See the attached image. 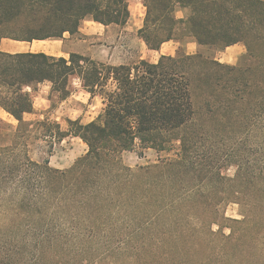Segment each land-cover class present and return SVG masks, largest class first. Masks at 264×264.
<instances>
[{"label": "trees", "instance_id": "16d2710c", "mask_svg": "<svg viewBox=\"0 0 264 264\" xmlns=\"http://www.w3.org/2000/svg\"><path fill=\"white\" fill-rule=\"evenodd\" d=\"M143 3L138 35L149 49L193 39L198 52L188 55L179 46L176 55L155 63L114 66L76 53L65 59L0 50V107L15 120L0 119V264H62L57 253L68 236H94L115 219L113 212H141L149 223H166L162 232L178 255L158 264H264V0ZM86 18L124 24L128 2L0 0V40L61 38L76 33ZM236 43L246 52L235 65L215 60ZM74 75L90 97L101 98L96 119L67 118V129L44 114L25 119L35 113L32 94L39 84L50 82L64 100ZM210 124L243 134L259 158L235 162L232 178L215 170L208 175L214 153L198 154L196 146L215 132ZM68 136L79 137L86 153L67 169L52 167L54 144ZM36 145L42 153L37 159ZM173 147L174 158L134 169L120 156ZM204 186L216 189H198ZM230 202L239 204L241 219L222 214Z\"/></svg>", "mask_w": 264, "mask_h": 264}, {"label": "rangeland", "instance_id": "374dc122", "mask_svg": "<svg viewBox=\"0 0 264 264\" xmlns=\"http://www.w3.org/2000/svg\"><path fill=\"white\" fill-rule=\"evenodd\" d=\"M74 77L71 79L72 85L69 88L71 94L64 99L65 101L61 100L57 92H52L48 101L38 97L36 92L32 94L34 111L57 121L62 129L68 128L67 118L75 120L77 116H80V119L87 121L90 120L94 114L93 112L96 111L95 109L93 110L92 106H88L85 101L86 95L83 91L81 79L78 75H74ZM38 89L42 90V85H38ZM27 90L30 91L29 88ZM36 96L37 98H35ZM37 116L38 114L33 113L27 115L26 119L32 120ZM5 117L8 121L14 122L8 115H5ZM210 126V130L212 131L213 129L215 132L212 133L210 131L212 134L210 139L200 141L201 144L199 143L196 146L198 147V154L202 153V151H209V149L214 153L213 167L208 175H211L215 170V172L220 173V176L232 178L236 172L235 162L247 158H259L258 154L252 153V150L255 151L256 148H250L251 146L243 134L233 133L228 128L222 129L211 124ZM41 144L44 145L43 142ZM39 149L41 148L36 145L33 153L35 159L42 155ZM86 151L87 145L82 140L74 136H68L60 143L54 144L53 154L50 156V165L52 167L57 166L59 167L58 169H67L76 158L84 155ZM139 152H142L141 156ZM175 152H177L175 147L171 151L163 152H156L153 149L142 150L135 148L133 151H124L120 156L123 164L134 169L139 165H153L160 158H174ZM225 188V184H223L221 190H225ZM198 189L201 191H212L216 188L204 186ZM221 211L225 218H242L240 206L237 203L230 202L225 204ZM112 214L115 219L101 227L90 238L79 236L78 238L80 239L77 240L78 238H75V236L69 235L64 248L57 253L62 264H158L157 261L178 255L170 249L168 232H162L165 231L166 223H149L150 218H148V215L141 212H127V217L122 215V213L113 212ZM222 223L224 233L228 234L229 223L226 221ZM212 229L216 230L217 226L213 225ZM157 232H159L160 238L154 236ZM161 239L165 241H161ZM194 239L195 236L190 237V240Z\"/></svg>", "mask_w": 264, "mask_h": 264}, {"label": "crops", "instance_id": "0c3cea01", "mask_svg": "<svg viewBox=\"0 0 264 264\" xmlns=\"http://www.w3.org/2000/svg\"><path fill=\"white\" fill-rule=\"evenodd\" d=\"M127 2L129 18L124 24L103 25L90 18H86L80 22L78 30L74 34L66 32L61 38L35 39L33 41L3 38L0 40V50L7 53L42 52L47 55L63 57L65 59L69 58L70 53H76L95 62L114 66L129 65L140 59L155 63L161 55H176L179 46L180 50L188 55L198 52L199 46L193 39L188 40L184 44L169 40L162 43L157 50L149 49L138 35V30L143 27L146 15V7L143 0H127ZM176 15L178 17H183L182 10H178ZM245 52V46L242 43H236L217 52L214 58L218 62L234 65ZM72 78L75 77H69L68 88L72 85ZM39 85H42V90L38 89L35 91L37 96L48 101L52 93L51 83L44 82ZM83 91L86 95V103H88V106H92L93 110L95 109L96 111L93 112L94 114L91 116L90 120L83 121V119H80V116H77L76 119L79 118L81 123H88L96 119L102 112L103 103L99 96L90 97V94L86 92L84 88ZM37 96L35 98H37ZM30 114L33 113L25 114V119L26 116ZM35 114H38L37 117H42V113H37L35 111ZM5 115L11 117L0 107V119L12 124L15 123L13 117L11 118L14 122H10ZM53 167L59 168L57 166Z\"/></svg>", "mask_w": 264, "mask_h": 264}]
</instances>
